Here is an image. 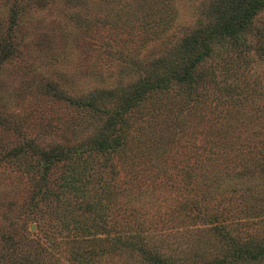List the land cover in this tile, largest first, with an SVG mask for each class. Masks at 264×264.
<instances>
[{
  "label": "rangeland",
  "instance_id": "1",
  "mask_svg": "<svg viewBox=\"0 0 264 264\" xmlns=\"http://www.w3.org/2000/svg\"><path fill=\"white\" fill-rule=\"evenodd\" d=\"M236 2L0 0V264H264V0Z\"/></svg>",
  "mask_w": 264,
  "mask_h": 264
},
{
  "label": "trees",
  "instance_id": "2",
  "mask_svg": "<svg viewBox=\"0 0 264 264\" xmlns=\"http://www.w3.org/2000/svg\"><path fill=\"white\" fill-rule=\"evenodd\" d=\"M242 4V0H237V2H236V5L235 6H233V7H231V10L232 11H235V12H240V11H242V8H243V6L241 5ZM251 6V5H250ZM230 9L229 8H225L224 7V11H222L223 12V14L224 15H227V13H228V11H229ZM221 12V13H222ZM228 33H231L230 35L231 36H235L236 35V37H237V30H235V29H233V30H228ZM194 47V46H193ZM187 48V50H191V49H193L192 47H186ZM199 56H201V54H199L197 57H199ZM185 76V78L184 79H192V77H193V71L192 70H190V71H186V75H184ZM169 83H170V80H169V78H164V81L160 84V86H162V87H165V86H168L169 85ZM149 87H151V84H150V86ZM151 89V88H150ZM139 93H141V91L139 90ZM107 146V143H103L102 144V147H106Z\"/></svg>",
  "mask_w": 264,
  "mask_h": 264
}]
</instances>
